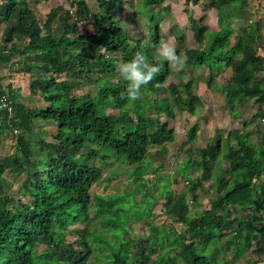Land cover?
I'll return each instance as SVG.
<instances>
[{"label": "trees", "instance_id": "1", "mask_svg": "<svg viewBox=\"0 0 264 264\" xmlns=\"http://www.w3.org/2000/svg\"><path fill=\"white\" fill-rule=\"evenodd\" d=\"M30 1L49 0L0 2V64L20 56L22 71L34 75L31 95H40L48 103L28 108L18 91L11 85L5 87L0 78V104L7 96L14 110L12 117L0 111V135L7 130L20 132L16 152L0 159V264H233L217 259L225 237H229L225 249L234 247L236 260L250 250L258 256L263 254L264 134L257 144L252 141V132L262 133L257 120L264 114L260 25L248 24L238 32L223 28L209 38L210 28L185 9L196 40L195 47L184 52L185 65L193 69L207 67L208 88L226 68L232 70L222 92L231 110L239 115L242 128L213 138L205 147L190 145L186 151L188 167L202 170L191 183L192 192L202 187L215 170L212 187L216 199L209 209L192 214L187 195H175L165 185L158 199L165 200L166 213L185 230L178 233L174 226L167 230L147 221L151 238L116 243L109 233L125 226L124 218L137 205L136 194H93V187L103 176L102 168L90 162L133 167L143 163L153 147L165 154L167 144L175 141V131L162 121V116L173 118L175 110L197 115L204 103L194 89L193 79L184 82L177 75V83L165 86L172 69L153 48L163 39L161 22L155 14L163 0H141L139 9L135 0L129 2L135 14L149 17L150 40L132 39L118 23L125 0H97L100 12L95 13L91 23L93 32L86 34L79 30V25L91 16L86 2H74L75 12L54 7L41 21ZM252 1L212 0L210 7L229 16L230 10L249 11ZM200 2L185 0L187 6ZM169 10L167 6L165 12ZM177 41L183 39L178 37ZM114 51L122 53V63L142 52L150 63L160 67V73L142 88L131 110L127 107L133 101L127 98V82L121 77L115 81L107 76L95 96L73 94L78 85L92 81L94 74L103 77L118 73L119 63L108 57ZM162 92L165 97L156 96ZM250 100L256 114L247 121L245 115L251 112L242 109ZM102 105L115 107L118 112H104ZM236 107L241 113L235 111ZM36 121L54 125L56 132L49 139H40L35 132ZM251 125L257 130L250 131ZM194 130L189 132L190 140L196 135ZM194 156L198 159L193 160ZM226 162L229 166L223 173ZM8 170L25 175L21 186L25 199L7 193L3 176ZM143 185L146 183L141 182ZM141 194L142 212L149 217L158 199L151 189ZM193 198L197 201L199 197ZM91 208L95 210L93 218L89 216ZM80 223L86 226L76 228ZM97 226L102 231H97ZM68 235L78 239L68 242ZM164 243L168 251H160L161 258L153 260Z\"/></svg>", "mask_w": 264, "mask_h": 264}, {"label": "rangeland", "instance_id": "2", "mask_svg": "<svg viewBox=\"0 0 264 264\" xmlns=\"http://www.w3.org/2000/svg\"><path fill=\"white\" fill-rule=\"evenodd\" d=\"M84 1L91 9V16L88 21L79 25L81 34L93 32L91 25L94 20L96 12H100L97 0H49L48 2L35 3L30 1L32 9L36 13L39 20L43 21L49 14L50 10L57 6H62L66 10L76 11V7L73 6L74 2ZM125 10L118 15V23L123 26L130 34L132 39H147L150 40L151 36L148 32L149 17L147 15L140 16L134 13L133 8L129 4L130 1L125 0ZM141 0H135V5L138 6ZM212 0H201L199 5L187 6L185 0H163L161 7H159L155 14L161 22L160 30L164 40L174 44L181 58L183 59L184 52L187 48H193L196 45V40L191 27V23L188 20V16L185 13V9L189 10V14H192L196 19H200L203 24L210 28L209 38L215 35V32L223 28L231 29L238 32L242 27L248 24L260 25V36L263 37L264 42V0L260 3L259 7L254 1L251 2L249 11L239 13L234 10H230V15L225 12L221 14L215 8L210 7ZM1 2V0H0ZM254 4V5H253ZM169 6L170 10L165 12V8ZM139 9V6H138ZM234 12V13H233ZM232 13V14H231ZM2 31L0 30V37ZM183 39L182 42H178L177 38ZM133 43V42H132ZM134 44V43H133ZM264 51V47H262ZM261 53V52H260ZM121 52H112L108 54V57L114 58L119 65L122 63ZM20 56H16L8 64H0V78L5 87L11 85V87L18 91L21 96V102L28 108L45 107L48 103L41 98L40 95H31L30 82L34 75L22 71L23 65L19 63ZM209 69L207 67H200L193 69L184 66L183 70L176 71L172 69V73L169 75L165 86H168L170 82L177 83L179 76L183 77L184 82L189 80L194 81V89L201 97L204 103L201 107L199 114L191 115L189 113H179L175 110V116L168 118L165 115L162 116L163 122H168L170 128L175 131V141L171 144H167V152L160 154L161 148L153 147L150 149L148 156L143 163L137 166H110L102 165L99 161L95 160L90 162L91 165H95L102 168V181L95 185L92 189L93 194L97 195H124L126 193H135L136 202L133 208L130 209L128 215L124 218L125 226L119 231H113L109 233V237L116 243H130L131 241L138 240L139 238H151V228L146 224L150 221L154 225L164 227L169 230L172 226L175 227L178 233L184 231V227L180 223L172 221L170 216L165 211V200L158 199V193L165 185H169L175 195L185 194L190 204L191 213L196 211H204L210 208L213 201L216 199L215 190L212 187L214 184L215 170H212L210 178L207 179L202 187L191 190L192 181H196L200 177L202 170L199 167L189 166L186 159V151L190 145L194 147H205L213 138L217 136H226L227 133L234 129H241L242 125L239 120V115L231 110V106L223 95L222 88L226 85L228 79L232 75V70L226 68L215 79V84L212 88H208L205 79L209 76ZM110 76L113 80H117L120 76L119 73L105 74L103 77L98 74H94L92 81H86L83 84L78 85L73 94L77 96H83L86 94L96 95L99 87L102 85L104 79ZM64 79L65 76L63 75ZM158 97H165L166 93L162 92L157 94ZM136 101L127 107L128 110L132 109V106ZM253 100H250L248 104L243 106L242 110H250L251 113L245 115L247 121H251V118L256 114V109L252 107ZM202 105V104H200ZM104 112L117 113L118 110L114 107L106 108L101 106ZM264 110V109H263ZM235 111L241 113L240 108L236 107ZM264 113V111H263ZM154 114V113H153ZM156 115V114H155ZM263 117V118H262ZM257 120L260 123L261 134L254 131L252 132V141L257 144L260 136L264 134V114ZM261 119V120H260ZM35 132L39 135L40 139L45 137L50 138L52 134L56 132V127L50 123L36 121ZM195 128V134L192 140H190L189 132ZM250 131L257 130L256 126H250ZM20 131V130H18ZM20 132L5 131L0 135V159L13 155L17 150V139ZM37 142V137L34 138ZM198 159V156H194V159ZM229 164L226 162L223 164L222 172L224 173ZM5 181V187L8 194L14 196L15 199H25L22 197L21 186L25 179V175H16L12 170L6 171L3 176ZM139 182V183H137ZM141 182H145L146 186H141ZM138 191H137V186ZM151 189L154 196L158 199L157 203L150 211V215L145 216L140 206L142 194L144 190ZM193 195H197L198 200H194ZM95 210L91 208L89 216L93 218ZM264 225V222L261 223ZM86 225L80 223L76 228L83 229ZM97 231H102L97 226ZM78 239V236L68 235L67 241L74 242ZM229 237H225L221 242L219 249L220 252L217 255L218 260L230 261L233 264H264V253L260 256L255 255L252 250L245 252L238 260L234 258L235 250L232 247L230 250L225 249L226 241ZM163 248H158V253L152 256L153 260L161 258V253L164 254L168 251L167 244H163ZM136 247L134 250L136 251ZM255 249V247L253 248ZM172 256L175 253H171ZM178 264H181L178 262Z\"/></svg>", "mask_w": 264, "mask_h": 264}, {"label": "clouds", "instance_id": "3", "mask_svg": "<svg viewBox=\"0 0 264 264\" xmlns=\"http://www.w3.org/2000/svg\"><path fill=\"white\" fill-rule=\"evenodd\" d=\"M153 48L159 57L167 61L171 69L183 70L186 58H181L174 44L161 39L153 45ZM117 71L127 82V98L136 101L141 97L142 88L149 85L160 73V67L150 63L142 52H137L131 61L121 63Z\"/></svg>", "mask_w": 264, "mask_h": 264}, {"label": "built area", "instance_id": "4", "mask_svg": "<svg viewBox=\"0 0 264 264\" xmlns=\"http://www.w3.org/2000/svg\"><path fill=\"white\" fill-rule=\"evenodd\" d=\"M0 111H7L9 114V117L13 116L14 110H13L12 102L8 101L7 96L2 97L1 104H0Z\"/></svg>", "mask_w": 264, "mask_h": 264}, {"label": "crops", "instance_id": "5", "mask_svg": "<svg viewBox=\"0 0 264 264\" xmlns=\"http://www.w3.org/2000/svg\"><path fill=\"white\" fill-rule=\"evenodd\" d=\"M255 4H257V7H259L260 3L263 2V0H253ZM251 4V3H250ZM254 5V4H253ZM263 37H261V43H260V52H261V55L264 56V51H262V47H264V42L262 40Z\"/></svg>", "mask_w": 264, "mask_h": 264}]
</instances>
